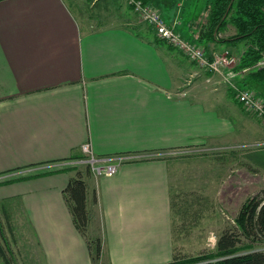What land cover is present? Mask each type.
I'll use <instances>...</instances> for the list:
<instances>
[{"label": "crops", "instance_id": "crops-1", "mask_svg": "<svg viewBox=\"0 0 264 264\" xmlns=\"http://www.w3.org/2000/svg\"><path fill=\"white\" fill-rule=\"evenodd\" d=\"M132 1L104 0L112 10L103 6L94 17L79 18L66 0H0V205L22 209L45 264H95L87 241L97 239L99 264L173 260L171 178L182 174L172 158L126 163L109 178L85 177L90 220L82 236L63 195L80 168L54 165L80 158L83 143L96 156L155 155L227 148L229 140L261 132L230 95L227 71H207L158 38ZM155 1L145 5L159 14L173 10V3ZM206 13L184 25L179 12L167 24L207 54L225 50L239 63L246 43L197 42ZM222 31L235 34L231 25ZM236 66L232 83L257 85L264 98V83L249 77L260 65ZM253 139L236 146L264 174V159L259 167L252 159L264 158V149L244 148L261 140Z\"/></svg>", "mask_w": 264, "mask_h": 264}, {"label": "rangeland", "instance_id": "rangeland-1", "mask_svg": "<svg viewBox=\"0 0 264 264\" xmlns=\"http://www.w3.org/2000/svg\"><path fill=\"white\" fill-rule=\"evenodd\" d=\"M66 1L73 13L79 18L83 15H86V18L94 17L95 14L103 11V6L106 7L107 12L112 10V7H108L110 5H106L104 0H99L95 7L89 3L92 0H81L82 4L75 0ZM164 1L167 4L173 3V10L161 9L160 15L166 23L179 12L182 16H180V21L184 22V25L186 20L202 21L205 19L206 0ZM177 3H181L180 8L176 6ZM81 10L82 12H80ZM183 27L178 26L177 31L187 36ZM228 34L229 32L221 31L220 37L226 38L229 36ZM229 56H232L231 53ZM256 87L257 85L255 88L252 86L242 89L250 90L264 103V98L256 91ZM228 88H230L229 84ZM239 106L247 115H250L248 119L255 126L261 128V132L258 131V133L256 130L254 137L253 135L246 136L243 140L240 138L229 140V145H226L227 148L200 146L199 149L188 150V153L173 154L166 157V159L172 158L169 159L171 166L182 174L181 179L177 176L171 178L174 222L172 232L173 256L190 258L215 252L216 241L220 234L224 230L234 227V219L240 206L246 199L264 190L263 172H257L248 164L245 161V155L240 153L245 149L236 146L242 143L248 145V141L254 140L253 138L261 139L256 143L253 141V143H262L264 141V120L255 112L244 109L240 104ZM244 148L261 149L258 147L250 148V146ZM250 156L247 155V159ZM261 156L263 155L252 156L255 167H259V161L264 159ZM84 170L85 167L81 166L79 172L83 179L91 174ZM76 171L78 172V170ZM1 205L0 241L6 253V260H0V264H45L39 244L25 221L22 209L13 202H9L6 206ZM99 259L95 264L100 263L98 262Z\"/></svg>", "mask_w": 264, "mask_h": 264}, {"label": "trees", "instance_id": "trees-1", "mask_svg": "<svg viewBox=\"0 0 264 264\" xmlns=\"http://www.w3.org/2000/svg\"><path fill=\"white\" fill-rule=\"evenodd\" d=\"M148 4L149 0H133ZM206 23L198 33L197 42H208L235 46L246 43L236 71L256 67L264 53V0H207ZM235 28V34L228 38H218L227 26ZM196 42V43H197ZM197 43V44H198ZM250 80L264 83V65L249 75ZM233 98L232 91L229 90ZM85 172L89 170L85 168ZM65 202L72 216L76 230L86 236L90 220L86 209V183L81 173H76L63 190ZM94 244L93 261L100 256V241H87ZM261 248V249H257ZM6 253L0 241V260H6ZM167 264H264V190L249 197L240 206L234 227L224 230L218 237L215 252L190 258L173 256Z\"/></svg>", "mask_w": 264, "mask_h": 264}, {"label": "built area", "instance_id": "built-area-1", "mask_svg": "<svg viewBox=\"0 0 264 264\" xmlns=\"http://www.w3.org/2000/svg\"><path fill=\"white\" fill-rule=\"evenodd\" d=\"M134 12L155 30L158 38L164 40L169 46L177 49L188 60L195 62L198 66L206 68L205 70L224 75L225 82L229 84V89L232 91L233 98L244 109L250 110L258 114L264 120V103L259 100L250 90L241 89L232 83L230 80L233 75V66L237 64L233 56H229L228 52H212L207 54V50L200 46L184 40L173 27H170L161 15L152 7L142 4L139 1H132ZM264 65V53L262 60L258 63ZM224 77V76H223ZM254 147L264 148V141L255 144ZM82 156L75 158L69 162H62L54 165V168H70L79 169L84 166L93 176L96 177H112L116 175L120 168L126 163L138 162L141 160H150L155 157H168L173 154L188 153L187 151H176L163 154H141V153H123L114 155L96 156L93 153L89 142L83 143L80 146Z\"/></svg>", "mask_w": 264, "mask_h": 264}]
</instances>
